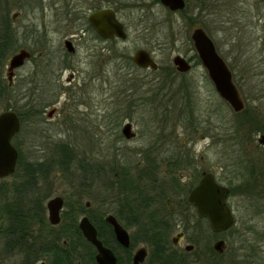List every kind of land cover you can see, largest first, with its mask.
Listing matches in <instances>:
<instances>
[{"label":"flooded vegetation","instance_id":"flooded-vegetation-1","mask_svg":"<svg viewBox=\"0 0 264 264\" xmlns=\"http://www.w3.org/2000/svg\"><path fill=\"white\" fill-rule=\"evenodd\" d=\"M117 1L0 0V92L5 89L2 80H8V88L17 80L19 95L27 98V110L17 112L21 126L16 135H20L24 124L35 120L46 131L47 139L51 138L53 128L64 125L71 131L75 126L79 130L86 128L83 138L97 140L96 133L90 130L91 126L92 129L100 127L96 121L88 122L82 117L83 124L76 125L73 112H70L74 109L73 104L75 107L83 102L90 104L94 94L89 101L81 100L75 86L64 87L58 85V81L69 71L67 81L70 84L82 72L87 78L82 93L88 94L92 91L90 83L104 79L106 42L128 37L127 26L118 16ZM15 7L17 9L11 13ZM106 8L113 9L123 23L127 33L125 38L104 37L89 21L92 13ZM20 50L29 54L13 69L11 82L10 59ZM133 55L124 57L127 64L131 60L134 63ZM184 57L191 63L190 57ZM167 67L171 73L156 76L159 81L156 87L160 86L158 92L154 91L156 94L166 91L178 76L188 72L177 70L173 62ZM134 85H138L136 80ZM184 86L179 82L174 93L186 92ZM188 90L191 92L190 88ZM59 92L68 97L58 106ZM165 94L169 95L168 92ZM139 99L151 101L140 96ZM121 100L126 103L116 106L107 116L120 127L114 133V139L132 141L139 133L133 128V119L140 105L130 98L121 97ZM98 105L90 106L98 108ZM168 107L165 106L164 113L168 112ZM126 123L131 124V137L123 132ZM111 128L108 124L103 127ZM103 138L99 136V139ZM73 140L67 138L69 144ZM165 140L158 138L157 144L162 145ZM254 140L220 134L215 140L229 145L228 163L219 164L221 170H207L212 171L216 182L226 188L225 203L232 222L222 230H214L209 216L203 215L197 204L187 201L190 190L199 183L205 171L197 168L192 155L186 160L182 153L162 154L161 160H165L162 169L157 158L159 154L148 148L139 167L133 165V168L137 167L135 172L125 165H115V176L110 184L91 185L89 176L93 170L84 167L85 158L79 159L71 144L59 146L66 151L65 155L59 153L65 156L66 163L63 167V158L59 159L61 168L54 175L56 168L51 167L48 157L42 155L31 162L21 152L24 167L18 170L17 178L21 186L20 204L26 210L41 209L43 216L42 219L29 218L28 230L21 236L23 243L8 253L3 250L1 264H99L96 259L98 247L81 226L85 220L95 227L101 243L112 250L116 264H264V144L258 141V136L256 142ZM247 144L248 147L251 144L254 151L243 146ZM59 147L56 145L54 152L59 151ZM155 147L158 149L157 145ZM78 160L82 164L80 169L70 166L75 162L78 164ZM52 161L56 162V158ZM27 163L41 168L27 169ZM103 169L98 171L100 177L105 172ZM79 176L83 180L77 184ZM55 197L61 202L57 223L50 220L48 208V203ZM110 216L126 231L121 238L108 220ZM220 240L223 241L222 250L216 248Z\"/></svg>","mask_w":264,"mask_h":264},{"label":"rangeland","instance_id":"rangeland-1","mask_svg":"<svg viewBox=\"0 0 264 264\" xmlns=\"http://www.w3.org/2000/svg\"><path fill=\"white\" fill-rule=\"evenodd\" d=\"M206 1L209 3L208 8L201 11L196 7L194 0L189 1L188 10L195 11L194 15L198 14L200 21L190 26L182 11L173 12L159 0H118V16L127 26L128 37L125 40L106 42L104 79L90 83L92 91L88 94L82 93V85L87 81L82 72L70 84L67 81L69 71L64 72L62 80L58 81V85L64 87L71 84L75 86L77 97L81 100L89 101L94 94L90 104L79 103V107L73 104L74 109L70 112H73L76 125L83 124L82 117L87 118L88 122L92 119L96 121L100 127L92 129L91 126L90 130L93 134L96 133L97 140L87 141L83 138L86 136V128L79 130L75 126L71 131L64 125L53 128L51 138L47 139L46 131L34 120L30 124H24L20 135L12 139L14 145L19 142L21 152L31 162L38 160L42 155L48 157L47 161L51 160L50 163L56 168L54 175L55 171L61 168L58 158L62 157L61 153H65L59 146L71 144L79 159L85 158L84 167L93 170L92 174L89 172L92 175L89 176L91 185L109 184L115 176V165H125L135 172L137 167L133 168V165L138 166L143 162L144 151H148V148L152 153L159 154L157 158L162 169L165 168V160H161L162 154L182 153V158L186 160L192 155L191 158L196 161V166L201 171L221 170L218 165L228 163L229 145L224 141H215L219 134L238 136L242 139L254 138L256 142L259 133L264 131H257L250 137L247 136L249 130L239 126L235 111L220 97L206 68L195 56L190 33L195 26H202L207 30L218 52L231 68L246 106L256 108L264 123V1ZM14 9L17 8H13L11 13ZM138 48H146L152 52L160 66L158 71L137 67L132 60L130 64L125 62L124 57H132ZM177 53L191 58V69L178 76L166 91L156 94L154 91L158 92L160 87H156L159 84L156 76L166 73L163 70H168L167 65L172 64V58ZM135 80L138 85L132 86ZM179 82H183L186 92L174 93ZM2 84L5 89L0 92V112L10 108L16 112L27 110V98L19 95V82L16 80L9 88L7 79L2 80ZM136 87L137 89H134ZM165 92L169 95H164ZM57 95L56 103L59 106L66 101L68 95L64 92ZM178 95L181 98H178ZM139 96L151 101L144 102ZM121 97L130 98L140 105L133 119V128L139 133L132 141L114 139V133L118 132L120 127L107 116L116 106L126 103ZM95 104H99L98 108L90 106ZM165 106L170 108L164 113ZM189 112H192V115ZM107 124L113 128L103 129ZM101 132L104 135H101ZM99 136L104 138L99 139ZM68 137L74 139L73 142L69 141L70 144ZM162 137L166 138L165 142H161L162 145L157 144V139ZM56 145L60 154L54 152ZM243 146L254 151L251 144L249 147L248 144ZM54 158L56 162L52 161ZM75 163L70 166L80 169L81 162L78 160V164ZM100 168L105 170L101 177L98 172ZM14 177L0 179V205L5 203L8 196L13 195L14 186L19 183V177ZM82 180L79 176L76 183L79 184Z\"/></svg>","mask_w":264,"mask_h":264},{"label":"water","instance_id":"water-1","mask_svg":"<svg viewBox=\"0 0 264 264\" xmlns=\"http://www.w3.org/2000/svg\"><path fill=\"white\" fill-rule=\"evenodd\" d=\"M170 10L178 11L186 8V0H160ZM89 21L95 29L104 37L118 36L125 38L127 33L123 23L117 18L116 13L111 8L101 9L89 16ZM191 40L195 50L200 58L202 65L206 68L216 91L220 97L226 101L235 111H242L246 103L237 86L233 72L218 52L216 45L202 26H195L191 33ZM29 53L26 50H20L10 59L9 78L12 82L13 69L22 64L23 59ZM133 61L141 68H158V62L152 56L151 52L145 48H138L133 55ZM177 70L187 72L191 69V63L183 55L176 54L173 59ZM21 122L18 113L13 109H5L0 112V178L14 173L18 161V149L13 144L12 139L20 130ZM123 132L127 137H131V124L126 123ZM258 141L264 144V132L258 135ZM226 188L219 185L212 171H203L201 179L189 192L187 201L197 204L203 215H208L211 220V227L214 230H222L232 222L231 214L225 203ZM59 197H55L48 203L49 217L54 223L59 221V208L61 206ZM108 220L114 225L116 234H126L124 228L114 219L113 216ZM84 233L89 240L98 247L96 255L99 264H116L114 253L108 247H105L99 238L95 227L86 220L81 224ZM123 240V239H122ZM223 241H217L216 248H221ZM136 259V258H135Z\"/></svg>","mask_w":264,"mask_h":264},{"label":"trees","instance_id":"trees-1","mask_svg":"<svg viewBox=\"0 0 264 264\" xmlns=\"http://www.w3.org/2000/svg\"><path fill=\"white\" fill-rule=\"evenodd\" d=\"M187 1V6L184 10H182V14L184 19L187 21V23L190 26H194L196 23L200 22L198 18V14L194 15L195 11H189V1ZM264 1V0H263ZM196 7L199 9V11L204 10L208 8L209 3H207L206 0H194ZM191 39V38H190ZM192 42V41H191ZM195 56L198 57V54L196 53ZM160 69V66L158 70ZM156 70V71H158ZM166 73H171L172 70H163ZM188 105V102H187ZM188 106L186 107L187 110ZM13 109V108H12ZM15 110V109H14ZM192 115V112H189ZM235 114L238 117V124L242 128H247L249 131L247 132V136H253L255 132L264 131V123L263 118L260 116L259 111L256 108L247 107L242 111L235 112ZM16 148L18 149L19 155H18V161L16 169L13 173L15 177H18V170L23 168V157L21 154V150L19 148V142L15 143ZM65 151V149H63ZM58 152V151H57ZM59 153V152H58ZM62 154V153H61ZM66 154V151L63 155ZM68 156V155H66ZM62 166H65L66 160L64 159L65 156H62L58 159H62ZM57 161V160H56ZM41 168V166H33L31 163H27L25 165V168L32 169V168ZM51 167H53L51 165ZM54 168V167H53ZM110 184V182H109ZM20 185L15 184L13 191V195L8 196L5 203L0 205V264L3 261L4 252H9L10 250L14 248H18L23 243L21 236L28 230L29 226V218L38 219L43 216L41 209H33V210H26L24 206H22L21 199H20ZM1 188V187H0ZM10 193V192H9ZM13 196V197H12ZM19 196V197H18ZM22 242V243H21ZM6 253V254H7ZM4 264V263H3Z\"/></svg>","mask_w":264,"mask_h":264}]
</instances>
